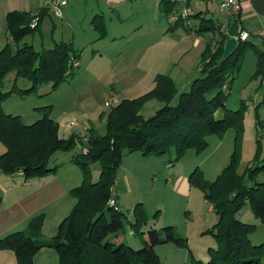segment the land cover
Masks as SVG:
<instances>
[{
  "label": "trees",
  "instance_id": "obj_1",
  "mask_svg": "<svg viewBox=\"0 0 264 264\" xmlns=\"http://www.w3.org/2000/svg\"><path fill=\"white\" fill-rule=\"evenodd\" d=\"M179 2L161 0V16L169 21L171 13L180 9L176 6ZM47 10L46 7L36 13L12 10L5 16V28L11 42L0 47V90L9 73H13L14 78L9 91H0V142L5 147L0 154V172L4 175L20 172L25 180L44 177L54 173L59 166H49L56 152H67L78 145L81 152L74 155L71 162L78 165L83 179L79 186L70 190L75 204L58 225L51 242L37 240L44 221V215L39 214L30 219L27 230L1 237L0 250H11L16 264H33L35 254L45 247L55 250L57 264H161L154 251L156 245L174 242L186 246V240L176 237L169 226L163 229V237L154 229L141 231L146 214L138 204L134 208L135 222L129 223V228L143 240L144 247L135 250L123 241L120 234L127 218L116 205L109 204L114 199L111 189L116 182L122 152L141 150L143 155H166L173 150L177 160L190 149L196 154L203 152L208 146L207 136H222L233 128L238 137L244 118L243 103L236 110L228 109V90L248 50L255 51L257 56L254 76H264V52H259L249 40H238L234 52L223 59L221 54L227 37L221 33L215 46L210 42L205 45L199 76L192 80L188 92L178 93L168 74H156L150 90L136 98L122 99L110 109L104 135H98L87 124L82 135L75 133L64 139L59 137L58 124L50 117V106L38 108L42 118L32 124H24L20 116L5 114L2 106L13 93L26 95L41 84L51 83L54 91L79 67V55L72 43L60 41L39 51L31 44L22 43L39 30ZM195 16L199 24L194 32H210L209 25L214 21L204 22L201 12ZM186 19L178 14L177 20L169 23L175 28ZM91 26L98 32L99 39L106 37L102 15H95ZM19 80H27L31 86L22 90L17 86ZM175 97H178L177 103L172 105ZM150 100H157L162 106L145 118L140 115V110ZM257 126L264 136L260 121ZM238 162L233 152L229 164L212 182L203 178L199 168L188 176V184L201 189L217 215V222L207 232L217 241V248L208 249L206 263L192 259V264H264V242L253 245L249 240L256 226L236 218L248 204L255 218L264 225V156L250 163L242 173H237ZM90 163L100 164V174L95 182L91 180ZM260 175L263 176L261 181L257 179Z\"/></svg>",
  "mask_w": 264,
  "mask_h": 264
},
{
  "label": "rangeland",
  "instance_id": "obj_2",
  "mask_svg": "<svg viewBox=\"0 0 264 264\" xmlns=\"http://www.w3.org/2000/svg\"><path fill=\"white\" fill-rule=\"evenodd\" d=\"M178 1L181 2L176 5L177 8L187 6L194 12L179 26L174 28L164 17H160L157 31L156 22L149 23L153 21L150 17L153 4L150 0H137L133 16L129 19L132 26L110 28L108 20L104 18L107 38L102 40L86 21L84 6H77L74 1L68 8L61 9L62 15L59 16L58 10L45 6V0H0V47L11 42L5 28L4 12L33 10L36 13L46 7L48 10L39 30L27 36L22 43L31 44L39 51L63 41L72 43L79 55V67L74 70L73 76L60 83L54 91L51 83H45L26 95L13 93L3 102V111L20 116L24 124H32L42 118L38 108L50 106V117L58 124L60 138L67 139L75 131L82 135L87 124L101 136L106 132V116L110 109L122 99L136 98L150 90L156 74H168L178 93L188 92L192 80L199 76L201 53L205 45L210 42L215 46L224 29L229 28L230 33H236L237 29L233 22L226 27V18L217 9L218 0ZM198 12H201L200 17L204 22L214 21L213 25H209L210 32H194L199 24L195 16ZM140 18L144 24L141 29L138 27ZM217 20L219 24H225L223 29L216 23ZM125 29H128L127 33H122ZM253 44L262 52L257 43ZM256 59L255 51L246 52L228 90V109L236 110L243 103L244 118L238 137H235L233 128L222 136H207L208 146L203 152L196 154L195 150L190 149L177 160L173 150L166 155H143L141 150L130 153L123 150L111 196L117 202L116 207L127 218L120 236L131 248L137 250L144 247L143 240L129 228V223L135 222L134 208L138 204L142 205L146 214L141 231L154 229L163 237V229L169 226L176 237L186 240V246L174 242L156 245L154 251L161 264H192V259L206 263L209 260L208 249L217 248V241L207 233L217 222V215L201 189L190 186L187 180L199 168L205 180L214 181L229 164L233 152L239 161L237 173H242L250 163L264 156V136L257 126L258 121L264 126V76H254ZM13 78V73L6 76L0 90L2 93L11 89ZM17 86L25 90L31 84L27 80H19ZM177 100L178 97H175L172 105ZM108 101L111 104L106 105ZM161 106L162 103L157 100H150L141 108L140 115L150 117ZM72 122L77 127L69 131L67 127H72ZM80 152L78 145L67 152L58 151L52 156L49 166L52 167L55 160V163L65 165ZM75 167L82 176L78 165ZM88 168L91 180L97 181L100 164L90 163ZM257 179L261 181L263 176ZM236 218L256 226L249 237L253 245L264 242V225L255 218L248 204L242 207ZM57 224L43 223L42 241H52L50 234L58 227ZM35 259V264L58 263L53 248L41 250ZM262 261L264 263V257Z\"/></svg>",
  "mask_w": 264,
  "mask_h": 264
},
{
  "label": "crops",
  "instance_id": "obj_3",
  "mask_svg": "<svg viewBox=\"0 0 264 264\" xmlns=\"http://www.w3.org/2000/svg\"><path fill=\"white\" fill-rule=\"evenodd\" d=\"M72 1L79 7L84 6L83 10L86 11L84 17L89 22V26H91V20L95 15H102L103 19L108 20L110 28L114 29L116 26L122 28L133 24L132 21L129 23V19L133 16L132 12L137 0H71L65 9ZM160 1L150 0L154 9L152 8L150 12L153 21L149 23L156 22L157 31L159 29L157 21L162 17L159 10ZM7 13L4 12V18ZM223 16L225 15L223 14ZM225 18L226 27L233 22L237 29L236 33H230L229 28L224 29L222 32L227 38H238L240 32H246L249 34L247 40L252 44L257 43L258 48L264 52V40L260 34L261 31H264V0H242L239 15L236 17L225 16ZM138 21V27L141 29L144 25L143 20L140 18ZM167 22L169 23V21ZM216 23L220 28L225 26V24H219V20ZM186 24L188 25V22ZM123 31L125 32L122 33H127L128 29ZM67 130L73 131V127H67ZM4 151L5 147L2 144L0 154ZM55 162L53 166L59 165L57 170L41 178L25 180L20 172L14 175H4L0 172V238L9 233L27 230L30 219L36 215L43 214V223L54 222V224L58 223V226L70 213L75 199L69 195V192L79 186L83 178L76 171L75 166L77 165L73 164L71 160L65 165ZM56 229L55 227L51 232L50 238H53ZM40 236L37 238L38 241H42ZM43 249L46 250V247L35 254L33 264H35L37 254ZM0 264H16L14 253L11 250H0Z\"/></svg>",
  "mask_w": 264,
  "mask_h": 264
},
{
  "label": "built area",
  "instance_id": "obj_4",
  "mask_svg": "<svg viewBox=\"0 0 264 264\" xmlns=\"http://www.w3.org/2000/svg\"><path fill=\"white\" fill-rule=\"evenodd\" d=\"M71 0H45V6H47L48 8L53 7L54 9L58 10V15L61 16L62 12L61 9L65 8L68 6V4L70 3ZM241 2L242 0H218V11L222 14H224L227 17H236L239 15L240 11H241ZM178 14L181 15V18L186 19L187 17H189L192 14V9H190L187 6H184L182 9L173 11L171 13L170 19L169 21H175L177 20ZM261 37L264 40V31L260 32ZM249 38V34L246 32H240L238 39L241 41H245ZM74 66L77 65V63L74 61ZM111 104V101H108L106 103V105ZM71 126L77 127V124L72 122ZM80 128H84L83 126H81ZM85 129V128H84ZM110 205H116V202L114 199H111L109 201Z\"/></svg>",
  "mask_w": 264,
  "mask_h": 264
},
{
  "label": "water",
  "instance_id": "obj_5",
  "mask_svg": "<svg viewBox=\"0 0 264 264\" xmlns=\"http://www.w3.org/2000/svg\"><path fill=\"white\" fill-rule=\"evenodd\" d=\"M238 40L239 39L236 37L227 38L221 54L223 59H227L234 52V50L237 48Z\"/></svg>",
  "mask_w": 264,
  "mask_h": 264
}]
</instances>
